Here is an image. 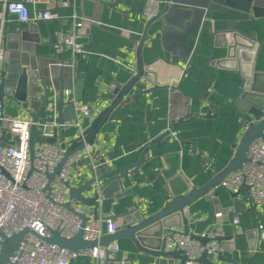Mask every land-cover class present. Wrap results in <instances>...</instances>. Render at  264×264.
<instances>
[{
	"label": "crops",
	"instance_id": "1",
	"mask_svg": "<svg viewBox=\"0 0 264 264\" xmlns=\"http://www.w3.org/2000/svg\"><path fill=\"white\" fill-rule=\"evenodd\" d=\"M161 1L164 9L166 0ZM262 1L256 14L250 6L244 10L213 5L205 19V27L200 31L194 28L189 31L179 28L170 30L160 20L150 25L151 21L143 17L145 0H29L32 17L43 11H50L54 17L49 21L27 24H21L15 16L7 14L4 3L0 1L1 29L16 30L30 24L38 26L41 39L39 44H35L38 71L48 84L51 96L55 89L58 99L63 85L65 91L74 90L76 97L77 82H82L83 94L79 101L89 104L93 111V122L88 119L83 121L85 132L122 97L93 144L98 161L112 152L119 167L141 165L129 171L121 180V191L115 194L116 201L110 215L116 217L114 220L119 230L126 227L129 215L140 211L142 216H147L161 211L178 197L175 193L182 189L185 182L190 189H199L233 160L243 130L224 119L235 117L226 106V97L232 100L238 94L246 82V75L264 73ZM64 2L68 5H63ZM81 17H85L88 24H84L78 32L91 54L74 55L70 50L58 53V35L63 31H73L75 20L79 21ZM224 31H236L252 38L256 49L253 52L237 50L234 58L223 66L213 65L210 62L211 34ZM214 55L216 61L222 60L226 49L215 48ZM61 58H65L63 70ZM140 59L145 66L164 59L159 65L160 80L173 82L175 77H182L184 71L187 70L188 74L178 81L179 90H174L156 88L158 74L145 73L123 95L139 72ZM169 66L173 67L170 72ZM61 76L64 84L60 81ZM42 97L38 95L39 99ZM66 98L69 100V97ZM36 107L40 110V105ZM4 112L6 120L29 117L26 109L9 100ZM186 113H191L193 117L179 121ZM209 113L212 116H208ZM217 114L218 117H215ZM174 125L177 126L176 133L162 137ZM3 126L2 142L13 144L16 137L8 133L7 121ZM77 129H65L67 148L74 145ZM58 139L61 140L60 129ZM144 151L146 155L141 161ZM84 166L85 163H82L73 168L72 188L83 182ZM212 198L219 199L221 209H228L215 222L208 216ZM241 198L245 208L238 213L230 193L221 183L209 190L186 210L190 232L200 235L218 223L224 236L235 237L221 246L225 258L239 264L250 261L264 264V236L259 229L260 225L264 228V212L254 207L245 194ZM236 215L240 216L238 225L232 222ZM180 228L184 230V227ZM168 233L166 231L163 236V249ZM116 242L120 246L117 260L129 259L134 264H149L153 260L147 253L139 251L127 237ZM154 243V240L148 241L149 245ZM172 259L174 264H182L181 259ZM215 263L226 264L218 260ZM71 264L95 263L88 256H80Z\"/></svg>",
	"mask_w": 264,
	"mask_h": 264
},
{
	"label": "water",
	"instance_id": "2",
	"mask_svg": "<svg viewBox=\"0 0 264 264\" xmlns=\"http://www.w3.org/2000/svg\"><path fill=\"white\" fill-rule=\"evenodd\" d=\"M262 2V0H166L164 9L161 10L156 18L151 20L150 25L154 21L160 20L164 22L170 30L179 28L189 31L194 28L200 31V29L205 27V19H207L210 7L213 5L237 7L244 10H248L250 6L253 13L256 14ZM82 23L83 29L84 24H88L85 17ZM211 36L213 40L210 62L219 67L223 66L226 61L232 60L237 50L239 52L242 50L253 52V50L256 49L255 41L240 32H212ZM40 40L38 26L36 24H30L28 27H20L16 30L0 28V51H2V59L0 60V101L2 103V111L4 114L8 100L26 109L28 116L34 123L31 128L30 137L31 159L34 158V146L36 144L38 128L36 123L55 121L62 125L67 121L76 119L74 105L64 95L63 85L58 97L57 115L56 117H50L48 115L47 104L51 92L48 84L44 82L38 71V55L35 50V44H39ZM80 40V42L83 41L81 38ZM215 48L226 49V55L222 60H215ZM60 60L63 65V70L65 58H61ZM162 61H164V59H158L145 66L142 59H140L139 72L130 85L123 91V95L128 93L132 89V84L145 73L158 74L159 79L156 82V88L168 87L179 90L178 81L180 79L182 80V78L188 74V71H184L182 77H175V81L173 82L169 79L160 80L159 65L162 64ZM172 68L171 66L168 67L169 72L173 70ZM245 79L246 82L244 86L232 100L226 97V106L234 113L235 117H224V119L231 121L243 130L240 143L237 146L233 160L208 184L199 189H190V186L185 182L182 189L175 193L178 197L170 201L161 211L147 216H142L140 211L129 215L125 228L119 230L115 234L105 236L99 241H85L83 239L84 234L82 230L72 239H66L60 236V233L57 231H53L52 237L45 241L62 248L79 252V250L89 249L98 244L107 246L123 237H127L132 240L139 251L153 257V260L149 264H172L174 261L172 258L181 259L182 264H184L186 257L183 255L182 251L174 250L168 252L163 249L162 244L165 232L173 228L184 227L185 233L189 234L190 226L189 215H186L187 208L199 198L205 196L209 190L219 185L232 172L240 169L243 164L248 161L247 153L250 145L257 139H264V73L253 72L250 75H246ZM60 81L64 84L62 76L60 77ZM76 93V98L79 100L81 94H83L81 81L77 82ZM38 95H43V97L39 99ZM119 100H122V97H119L118 101L112 104L101 116H99V119L86 132L84 141H75L74 145L70 148H67L65 143V129H60V142L63 145L62 147L67 149V152L64 161L61 162L62 164L59 165L53 174L49 175V181H53V178L60 171L62 165L70 155L86 147V144H94L97 134L110 117L112 110L119 104ZM38 105H40V110L36 107ZM194 116H198V114ZM208 116H212V113H209ZM214 116L218 117V114ZM192 117L193 115L191 113H186L179 121L184 122L186 119ZM176 131L177 126L174 125L173 128L168 129L162 137L170 133H176ZM145 155L146 151L141 154V161L145 158ZM96 164V167H93L91 164H85L84 167L86 172L82 173L83 182L78 187L72 188L71 196L74 200L80 202V204L90 207L95 219H98L104 214L105 217L114 220L116 217L110 215V213L116 201L115 194L121 191V180L129 174L130 170L138 169L141 165L140 163H136L134 166L119 167L114 160L112 152L104 155L99 161L96 160ZM112 166H114V168ZM230 196L236 212L240 213L242 209L245 208L244 200L238 194L230 193ZM99 199H102L101 204L98 202ZM211 203L212 209L208 212V216L215 222V215L222 207L217 198H212ZM227 210L228 209H221L222 212ZM82 221L84 226L87 219L82 217ZM28 231L29 230L26 229L6 239L2 243L0 264H7L8 258L17 249ZM191 234L194 239L199 240L203 245L211 241L210 239H201L199 235ZM234 239L235 237L226 236L216 238L221 246L227 241ZM149 240H154L155 243L153 246L148 244ZM215 260L223 261L226 264H239L235 260L225 258L222 252H219L216 258L204 253L199 259L202 264H216ZM106 264L134 263L129 259H108ZM247 264L255 263L250 261Z\"/></svg>",
	"mask_w": 264,
	"mask_h": 264
},
{
	"label": "built area",
	"instance_id": "3",
	"mask_svg": "<svg viewBox=\"0 0 264 264\" xmlns=\"http://www.w3.org/2000/svg\"><path fill=\"white\" fill-rule=\"evenodd\" d=\"M4 3L6 13L13 15L21 24L49 21L54 15L50 11L38 12L32 17L28 7L29 0H0ZM143 17L147 21L156 18L162 10L161 0H145ZM63 5H68L64 2ZM83 17L74 22L73 31H63L58 35L56 48L58 53L70 50L74 55H88L91 51L80 42L79 30L82 28ZM2 56L0 54V60ZM61 66L62 63H60ZM65 65V64H64ZM134 72V71H133ZM53 86L54 83L51 82ZM51 96L47 104L50 117H56L58 109L57 92ZM76 112V119L65 124L52 122L36 123L37 134L34 146V158L30 156L31 128L34 124L30 117L5 118L0 101V250L2 243L29 230L23 237L17 249L8 258L7 264H71L80 256H88L95 264H106L108 259L115 260L120 250L118 243L112 242L107 246L96 245L89 249L72 251L58 245L47 243L45 240L52 237L57 231L60 236L72 239L83 231V239L95 242L103 237L119 231L115 220L101 215L94 218L92 210L82 206L72 198V170L85 163L96 167L94 145L86 144L83 149L70 155L53 181L49 175L53 174L64 161L67 149L62 147L58 139V130L76 127V141H84L86 129L83 121L93 122L92 108L89 104L81 103L75 96L74 90H64ZM8 123V133L14 135L13 144L2 142L4 122ZM248 161L232 172L222 182L221 186L231 194L240 197L245 194L254 207L264 212V139L255 140L247 153ZM101 200L98 202L101 204ZM224 212L216 213V220L222 218ZM188 215V214H186ZM82 217L87 219L83 226ZM234 225L240 223V216L232 218ZM264 236L263 226H259ZM223 235L218 223L199 235L201 239L211 241L203 245L192 237L191 232L186 234L181 228L169 231L164 244L165 251L180 250L186 257L184 264H202L199 259L204 254L216 258L222 247L216 240Z\"/></svg>",
	"mask_w": 264,
	"mask_h": 264
},
{
	"label": "rangeland",
	"instance_id": "4",
	"mask_svg": "<svg viewBox=\"0 0 264 264\" xmlns=\"http://www.w3.org/2000/svg\"><path fill=\"white\" fill-rule=\"evenodd\" d=\"M0 252H1V250H0Z\"/></svg>",
	"mask_w": 264,
	"mask_h": 264
}]
</instances>
